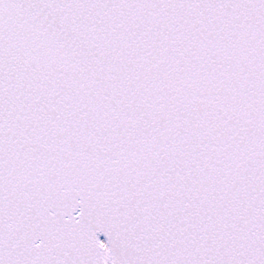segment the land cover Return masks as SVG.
Wrapping results in <instances>:
<instances>
[{"label": "snow or ice", "instance_id": "6c2138e0", "mask_svg": "<svg viewBox=\"0 0 264 264\" xmlns=\"http://www.w3.org/2000/svg\"><path fill=\"white\" fill-rule=\"evenodd\" d=\"M0 264H264V0H0Z\"/></svg>", "mask_w": 264, "mask_h": 264}]
</instances>
